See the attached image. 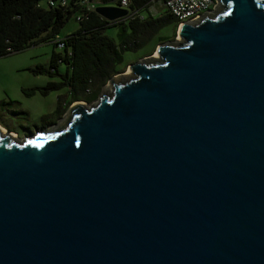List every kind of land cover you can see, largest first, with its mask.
<instances>
[{"label":"water","instance_id":"1","mask_svg":"<svg viewBox=\"0 0 264 264\" xmlns=\"http://www.w3.org/2000/svg\"><path fill=\"white\" fill-rule=\"evenodd\" d=\"M177 32L57 128L0 130V264H264V0Z\"/></svg>","mask_w":264,"mask_h":264},{"label":"trees","instance_id":"2","mask_svg":"<svg viewBox=\"0 0 264 264\" xmlns=\"http://www.w3.org/2000/svg\"><path fill=\"white\" fill-rule=\"evenodd\" d=\"M45 1L0 0V55L44 41L58 47L61 41L63 45L58 48L62 51L51 52L46 68L38 64L31 69L59 77V81L50 80L34 87L43 95L52 89H66V94L56 97L59 114L73 101L96 99L99 88L126 67L125 51L143 49L151 54L158 43L174 39V30L179 25V20L165 7L159 13L153 12L155 3L151 7L150 0H130L127 15L113 21L87 9L81 0L52 6ZM98 3L119 5V0H98ZM71 14H75L78 26L60 37L59 31ZM110 25L118 28L115 37L103 33ZM34 89L25 92L30 94Z\"/></svg>","mask_w":264,"mask_h":264},{"label":"rangeland","instance_id":"3","mask_svg":"<svg viewBox=\"0 0 264 264\" xmlns=\"http://www.w3.org/2000/svg\"><path fill=\"white\" fill-rule=\"evenodd\" d=\"M163 9L164 5L161 1L155 2L153 12L159 13ZM77 26L75 14H71L67 22L61 27L58 35L63 37L71 30H75ZM117 31L116 25H110L103 29V33L111 37H115ZM165 32L170 33L169 30ZM173 37V40L180 39L177 26ZM53 50H56V52L62 51L51 41H44L30 45L19 51L0 55V125L5 130L17 133L20 136L19 138H27L37 130L48 131L62 125L69 117L70 108L77 101L83 102L86 106L95 101V99L86 102L84 100L73 101L67 104L63 112L59 114L60 112L56 110V97L66 94V89L64 87L52 89L45 95L39 93L36 88L34 89L36 86H43L50 80H60L55 74L48 75L45 72H33L31 70L38 64L46 68ZM142 50L138 49L136 52L125 51L123 57L127 65L123 71L118 74L115 73L112 77L118 78L120 74H128V63L130 62H134L140 58L156 56V47L152 50L151 54ZM110 84L108 79L99 88L97 97L105 94ZM31 88L34 89V92L27 94L26 92H29Z\"/></svg>","mask_w":264,"mask_h":264},{"label":"built area","instance_id":"4","mask_svg":"<svg viewBox=\"0 0 264 264\" xmlns=\"http://www.w3.org/2000/svg\"><path fill=\"white\" fill-rule=\"evenodd\" d=\"M156 1H161L166 10L179 20V24L183 21H192L208 11H211L217 3V0H150L152 3L151 7H153V4ZM81 2L82 4L84 3L87 5V9H94L98 0H81ZM45 3L51 6L56 4L65 5L67 0H46ZM129 3L130 0H119L118 6L125 7L127 8V11H129ZM55 38L56 41H59L57 36H55ZM62 45L63 43L61 41L57 43L58 47H61Z\"/></svg>","mask_w":264,"mask_h":264},{"label":"flooded vegetation","instance_id":"5","mask_svg":"<svg viewBox=\"0 0 264 264\" xmlns=\"http://www.w3.org/2000/svg\"><path fill=\"white\" fill-rule=\"evenodd\" d=\"M0 130H1L2 132H4V133L7 132L8 135L14 136V137H16V138H19V137H20L17 133H15V132H13V131H8V130H5L4 128H0Z\"/></svg>","mask_w":264,"mask_h":264},{"label":"crops","instance_id":"6","mask_svg":"<svg viewBox=\"0 0 264 264\" xmlns=\"http://www.w3.org/2000/svg\"><path fill=\"white\" fill-rule=\"evenodd\" d=\"M0 128H3V127L0 125Z\"/></svg>","mask_w":264,"mask_h":264},{"label":"clouds","instance_id":"7","mask_svg":"<svg viewBox=\"0 0 264 264\" xmlns=\"http://www.w3.org/2000/svg\"><path fill=\"white\" fill-rule=\"evenodd\" d=\"M100 4V3H99ZM109 5H111V4H109ZM97 6V5H96Z\"/></svg>","mask_w":264,"mask_h":264},{"label":"bare ground","instance_id":"8","mask_svg":"<svg viewBox=\"0 0 264 264\" xmlns=\"http://www.w3.org/2000/svg\"><path fill=\"white\" fill-rule=\"evenodd\" d=\"M108 5V4H107Z\"/></svg>","mask_w":264,"mask_h":264}]
</instances>
